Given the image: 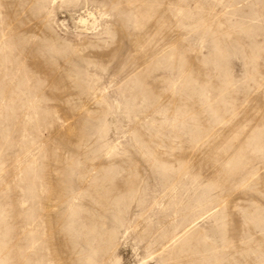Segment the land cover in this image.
Here are the masks:
<instances>
[{
    "label": "rangeland",
    "instance_id": "1",
    "mask_svg": "<svg viewBox=\"0 0 264 264\" xmlns=\"http://www.w3.org/2000/svg\"><path fill=\"white\" fill-rule=\"evenodd\" d=\"M0 264H264V0H0Z\"/></svg>",
    "mask_w": 264,
    "mask_h": 264
},
{
    "label": "bare ground",
    "instance_id": "2",
    "mask_svg": "<svg viewBox=\"0 0 264 264\" xmlns=\"http://www.w3.org/2000/svg\"><path fill=\"white\" fill-rule=\"evenodd\" d=\"M96 22L95 13L88 7L77 13L75 23L81 31H88Z\"/></svg>",
    "mask_w": 264,
    "mask_h": 264
}]
</instances>
